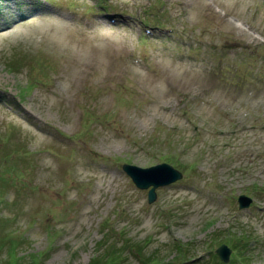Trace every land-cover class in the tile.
Wrapping results in <instances>:
<instances>
[{
  "label": "rangeland",
  "instance_id": "rangeland-1",
  "mask_svg": "<svg viewBox=\"0 0 264 264\" xmlns=\"http://www.w3.org/2000/svg\"><path fill=\"white\" fill-rule=\"evenodd\" d=\"M161 162L182 176L149 203L122 164ZM106 239L142 247L123 264H264V0H0V264Z\"/></svg>",
  "mask_w": 264,
  "mask_h": 264
},
{
  "label": "water",
  "instance_id": "water-1",
  "mask_svg": "<svg viewBox=\"0 0 264 264\" xmlns=\"http://www.w3.org/2000/svg\"><path fill=\"white\" fill-rule=\"evenodd\" d=\"M122 168L132 178L138 188H148V202L155 200V189L157 187L167 185L182 176L179 170L165 162L149 167H139L124 163ZM237 200L239 208H246L251 202V198L244 194H240ZM230 251L228 246L221 245L215 252L223 262H228Z\"/></svg>",
  "mask_w": 264,
  "mask_h": 264
},
{
  "label": "trees",
  "instance_id": "trees-1",
  "mask_svg": "<svg viewBox=\"0 0 264 264\" xmlns=\"http://www.w3.org/2000/svg\"><path fill=\"white\" fill-rule=\"evenodd\" d=\"M117 234L122 235V233L120 231H117ZM107 238H108V235H107ZM138 245H139V243H138ZM138 245L133 244L130 241H125L121 246H117L115 241L112 242V241H109L108 239L100 240L98 242V246H97V249L98 250L100 249V252L97 256H95L91 260V262H89V264H123L124 259L121 262L122 251L124 252L125 250L129 249L131 251H134L135 255H140L142 253V247H140V245L139 246ZM177 249L179 250V254L182 255L181 248H177ZM236 253L237 252L235 251L233 257L231 258V262L229 264L235 263V261L237 259ZM216 262H218V261H216ZM145 264H164V263L162 261H159V260L150 259ZM169 264H171V263H169ZM172 264H175V262Z\"/></svg>",
  "mask_w": 264,
  "mask_h": 264
},
{
  "label": "bare ground",
  "instance_id": "bare-ground-1",
  "mask_svg": "<svg viewBox=\"0 0 264 264\" xmlns=\"http://www.w3.org/2000/svg\"><path fill=\"white\" fill-rule=\"evenodd\" d=\"M76 80H78L79 78L78 77H74ZM76 80H73L72 78H71V84L73 85V86H75V85H77V83L75 82ZM72 109V108H71ZM74 114H75V112L73 111V109L72 110H70V118H72V120L74 119L75 120V117H74ZM32 119H31V124L32 125H34V127H35V129H33L32 130V133L33 134H35L37 137L38 136H43L42 134H48V133H50L51 132V129L48 127V126H46V125H42L41 124V122H40V120H42V118H40V117H37V116H34V115H30V114H28ZM34 122L35 123H38V125H36V124H34ZM41 133V134H40Z\"/></svg>",
  "mask_w": 264,
  "mask_h": 264
}]
</instances>
